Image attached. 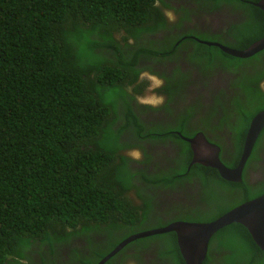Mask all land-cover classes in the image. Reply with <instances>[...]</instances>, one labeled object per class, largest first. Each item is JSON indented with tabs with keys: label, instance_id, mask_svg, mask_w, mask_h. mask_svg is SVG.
Here are the masks:
<instances>
[{
	"label": "trees",
	"instance_id": "1",
	"mask_svg": "<svg viewBox=\"0 0 264 264\" xmlns=\"http://www.w3.org/2000/svg\"><path fill=\"white\" fill-rule=\"evenodd\" d=\"M205 1L210 10L235 1L244 13L227 40L216 33L200 35L206 41L222 39L225 46L244 50L264 36L258 0ZM186 3L159 0L157 7L156 0H0V264H37L29 255L35 245H48L53 254L54 243L61 245L57 250L68 249L77 238L87 243L88 253L80 259L73 249L64 264H96L124 237L107 252H98L99 247L128 228L210 222L264 193V180L248 185L245 178L248 164L258 159L255 148L239 183L201 164L187 169L192 153L180 155L175 171L146 172L142 165L148 158L144 143L157 142L153 139L159 135L153 133L161 134V140L169 135L163 126L190 136L183 123L145 124L141 117L148 110L169 113L170 104L183 94L179 74L164 76L154 91L165 101L159 106L139 102L149 89L143 73H158L153 68L162 58L177 63L184 58L199 70L222 67L238 81L244 70L264 78V50L243 59L192 40L190 28L183 25L186 17L189 23ZM169 13L174 16L170 25L177 29L166 30ZM165 31L169 33L160 40ZM239 86L243 100L235 96L231 109L233 153L220 157L230 168L239 163L250 121L264 110L258 84ZM192 108L177 119L189 118ZM263 134L264 128L260 138ZM175 137L180 149L190 151L188 142ZM137 147L144 160L129 157L127 151ZM130 161L139 168L133 169ZM193 182L196 187L183 202L164 204L176 187L190 190ZM96 234L104 238L102 244L94 243L97 249L91 247ZM107 234L111 237L105 240ZM147 240L161 257L185 264L174 232L138 239L104 264H116L126 250L142 249ZM208 262L264 264V250L244 226L234 223L212 237L203 264Z\"/></svg>",
	"mask_w": 264,
	"mask_h": 264
},
{
	"label": "flooded vegetation",
	"instance_id": "2",
	"mask_svg": "<svg viewBox=\"0 0 264 264\" xmlns=\"http://www.w3.org/2000/svg\"><path fill=\"white\" fill-rule=\"evenodd\" d=\"M191 1L193 0H187L185 5V7L188 8L185 15H188L189 23L187 22L186 17L183 25L190 28L192 32L190 37L194 41H197V39L205 40L201 38L200 35L204 34L205 36L209 33L219 34V37L227 40L231 27L237 23L240 18L244 19L243 10L236 5L235 1L231 4L224 2L221 5L222 7H220V10H210V8L207 7L205 0H198L196 3L189 4ZM178 3L182 4V1H179ZM167 20L168 27L166 30L177 29V27H179L178 25H170L174 20L172 13L167 15ZM167 33L169 32H161L162 37L160 40H162ZM182 55H184L183 52L181 53V56ZM217 63L220 64L218 61ZM176 67H179L178 73L173 71ZM190 68L191 71L186 72L190 70ZM154 70L158 72L155 74L159 78L160 86L163 82H165L163 78L164 76H177L179 74L177 77H179L183 94L170 104L171 108L169 113L164 111L154 112L148 110L147 113L141 114L144 123L147 124L152 121L154 123H162L164 125L177 124L178 126H181L183 123V130L185 134L190 136L185 137L176 129L168 126H163L162 128L164 133L168 131L169 134L166 136L165 140L157 139L161 136V134L153 133L155 135H159L157 138L153 139L157 142H143L145 152L148 154L147 160L142 163V165L147 167L146 172H166L167 170H177V160L180 158V155L182 157V153H192V157L193 153H211V150H202L197 147L193 150L190 148V151L185 152V149H180L178 143L173 141V139H176L175 136L182 139L193 138L196 135L201 134L207 141L219 147V157L222 158L225 153H233V150L230 149L232 148V140L234 138L232 130L234 114L232 115L231 111L233 98L238 96L239 99L243 100L242 98L244 96V92L242 87L239 86L243 84L251 86L258 84V87L264 91V78L259 79V74L255 71L244 70L243 77L238 81L237 75H228L222 67L215 66L211 69L199 70L196 66H193V64H189L184 58L179 63L176 61H170V57L162 58L158 64L154 65L153 71ZM237 82H239L238 86ZM164 101L165 97L163 96L162 102ZM150 105L155 106L153 103ZM189 106H193L191 109L192 115L184 121L178 120L177 117L181 112L186 115L184 110ZM257 140H260V142H255L256 145L254 144L253 149L255 148V153H258V159L253 160V162L248 164L246 167L247 176L250 179L247 180L248 185H253L256 182L264 180V134L261 138L259 134ZM142 160H144L143 155ZM191 161L192 159H190L187 163V169L191 167ZM131 166L133 169H136L137 167L139 168V166L133 165V163H131ZM177 176H181V174ZM190 184L192 185L190 190L184 189L183 186L176 187L177 192L166 197L164 199V204L171 205L172 203L183 202L185 200L184 196L192 195L193 189L196 187L195 182ZM143 206L144 205L140 204V209L142 211L144 210ZM151 216L147 215V219L149 221L148 223H151ZM162 226H156L146 230ZM109 237H111V234H107L105 240ZM53 246H57L56 243H54ZM141 248L142 249L137 247L136 250H126L120 257L117 258L116 264H174L170 259H166V257L158 255V250L154 247L153 241L147 240L143 243ZM121 252L122 250L119 253ZM211 254L216 257L218 256L213 250L211 251ZM216 262L218 263V261ZM208 264H212V262H208Z\"/></svg>",
	"mask_w": 264,
	"mask_h": 264
},
{
	"label": "water",
	"instance_id": "3",
	"mask_svg": "<svg viewBox=\"0 0 264 264\" xmlns=\"http://www.w3.org/2000/svg\"><path fill=\"white\" fill-rule=\"evenodd\" d=\"M255 6L264 13V0L257 1ZM197 41L208 46L218 47L226 54L243 59L249 58L264 50V36L253 42L244 50L233 49L216 41L211 42L201 39H197ZM263 128L264 110L257 113L250 121L239 163L234 168L226 166L221 161L219 157V147L207 141L203 135L198 134L193 138H183L190 144L192 150L195 147L202 150H211V153H193L190 165L199 163L203 166L214 168L223 179L230 182H240L242 180V172L245 163ZM234 223H239L244 226L256 245L261 250H264V193L232 208L219 218L210 222L173 221L159 228L132 234L118 243L96 264H104L130 242L167 232H174L176 234L178 248L185 264H203L210 238L220 229Z\"/></svg>",
	"mask_w": 264,
	"mask_h": 264
},
{
	"label": "rangeland",
	"instance_id": "4",
	"mask_svg": "<svg viewBox=\"0 0 264 264\" xmlns=\"http://www.w3.org/2000/svg\"><path fill=\"white\" fill-rule=\"evenodd\" d=\"M219 40H220V42L223 43L222 39H219ZM143 76L149 81V89L144 96L139 98V102L145 103V104L153 103L155 105L158 103V99H159V101H161L163 98V96L161 94H158L157 92L154 91L155 87L157 85H160L159 78L157 77V75L155 73H149V72H145L143 74ZM127 153H129V155H131V157L134 160H139L140 158H142L141 150L138 147L128 150ZM134 229H136V228H134ZM138 231H140V230L139 229L138 230H132V229L130 230V228H128L127 230L122 232L119 236H116V235L112 236L110 238V240L107 242L105 247L101 243L102 245L99 247V249L100 248L101 249L98 252H100V253L102 251L107 252L111 248L112 244L116 243L118 241V239H120L122 237L125 238V237L131 235L132 233L134 234L135 232H138ZM77 239H78V241L76 242V244H74L73 246H71L68 249L67 248H61L60 250H57L58 245H59L58 244L57 246H55L57 249L54 250L53 254H51V251H50V248L48 245H44L43 247H40V245H35V247H33V250H31L29 255L32 254L33 258L36 259L37 264H54V263L55 264H64L65 261L69 258V256L74 253L72 250L76 249V251H77L76 256L79 257L80 259H84V255H87L89 247L83 239H80V238H77ZM91 239H93V245L91 247L96 248L94 246V243H96L97 241H98L97 243H99V241L102 240L103 238L101 235L96 234V235H92ZM59 246H61V245H59ZM53 261H54V263H53ZM22 263L28 264V260H22Z\"/></svg>",
	"mask_w": 264,
	"mask_h": 264
},
{
	"label": "clouds",
	"instance_id": "5",
	"mask_svg": "<svg viewBox=\"0 0 264 264\" xmlns=\"http://www.w3.org/2000/svg\"><path fill=\"white\" fill-rule=\"evenodd\" d=\"M258 1H259V0H258ZM155 6H157V7L159 6V0H156V5H155ZM143 74H144V73H143ZM158 87H160V85H159V86H156L155 88H158ZM162 96H163V95H162ZM155 97H156V96H155ZM156 98H157V97H156ZM162 100H163V98H162ZM162 100L159 101V99H158V103L155 104V106H159V105H161V104L163 103ZM182 139H183V138H182ZM183 140H184V139H183ZM186 142H187V141H186ZM189 145H190V144H189ZM128 155H129V154H128ZM129 156L131 157V155H129ZM131 159H133V158L131 157ZM133 160H134V159H133ZM195 164H196V163H195ZM198 164H199V163H198ZM243 169H244V168H243ZM242 174H243V172H242ZM221 178H222V177H221ZM222 179H223V178H222ZM246 179H247V180H250L248 176H246ZM224 180H225V179H224ZM226 181H227V180H226ZM240 182H241V181H240ZM234 183H239V182H234ZM261 195H262V194H261ZM222 215H223V214H222ZM178 221H180V220H178ZM172 222H173V221H172ZM169 223H170V222H169ZM169 223H167V224H169ZM167 224H165V225H167ZM165 225H164V226H165ZM224 228H225V227H224ZM222 229H223V228H222ZM220 230H221V229H220ZM138 232H141V231H138ZM138 232H135V233H138ZM217 232H218V231H217ZM217 232H216V233H217ZM135 233H134V234H135ZM216 233H215V234H216ZM215 234H214V235H215ZM131 235H132V234H131ZM214 235H213V236H214ZM129 236H130V235H129ZM129 236H127V237H129ZM213 236H212V237H213ZM127 237H125V238H127ZM212 237L210 238V240L212 239ZM125 238H124V239H125ZM145 238H146V237H145ZM124 239H122V240H124ZM141 239H142V238H141ZM176 239H177V237H176ZM122 240H121V241H122ZM137 240H138V239H137ZM210 240H209V243H208L207 253H208V251H209ZM121 241H120V242H121ZM135 241H136V240H135ZM120 242H119V243H120ZM133 242H134V241H133ZM130 243H132V242H130ZM130 243H128L127 245H129ZM117 244H118V243H117ZM117 244H116V245H117ZM116 245H115V246H116ZM127 245H126V246H127ZM177 245H178V244H177ZM115 246H114V247H115ZM126 246H124V247H126ZM114 247H113V248H114ZM124 247H123V248H124ZM123 248H122V249H123ZM122 249H121V250H122ZM121 250H120V251H121ZM110 251H111V250H110ZM110 251H109V252H110ZM120 251H119V252H120ZM179 251H180V250H179ZM109 252H108V253H109ZM119 252H118V253H119ZM118 253H117V254H118ZM117 254H116V255H117ZM114 256H115V255H114ZM114 256H113V257H114ZM206 256H207V254H206ZM102 258H103V257H102ZM102 258H101V259H102ZM111 258H112V257H111ZM111 258H110V259H111ZM205 258H206V257H205ZM101 259H100V260H101ZM100 260H99V261H100ZM204 260H205V259H204ZM99 261H98V262H99ZM203 262H204V261H203Z\"/></svg>",
	"mask_w": 264,
	"mask_h": 264
}]
</instances>
